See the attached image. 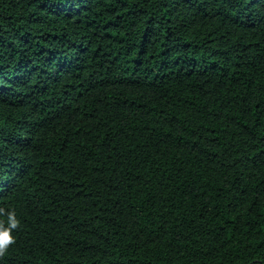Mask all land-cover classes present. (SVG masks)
I'll use <instances>...</instances> for the list:
<instances>
[{
	"label": "trees",
	"instance_id": "1",
	"mask_svg": "<svg viewBox=\"0 0 264 264\" xmlns=\"http://www.w3.org/2000/svg\"><path fill=\"white\" fill-rule=\"evenodd\" d=\"M0 264H264V0H0Z\"/></svg>",
	"mask_w": 264,
	"mask_h": 264
},
{
	"label": "clouds",
	"instance_id": "2",
	"mask_svg": "<svg viewBox=\"0 0 264 264\" xmlns=\"http://www.w3.org/2000/svg\"><path fill=\"white\" fill-rule=\"evenodd\" d=\"M9 227L0 230V253H3L9 244L13 242V236L11 235V229L15 228L18 221L15 219L14 214L9 213Z\"/></svg>",
	"mask_w": 264,
	"mask_h": 264
}]
</instances>
